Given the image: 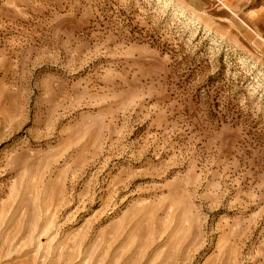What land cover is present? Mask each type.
Masks as SVG:
<instances>
[{
  "label": "rangeland",
  "instance_id": "obj_1",
  "mask_svg": "<svg viewBox=\"0 0 264 264\" xmlns=\"http://www.w3.org/2000/svg\"><path fill=\"white\" fill-rule=\"evenodd\" d=\"M0 264H264V0H0Z\"/></svg>",
  "mask_w": 264,
  "mask_h": 264
}]
</instances>
